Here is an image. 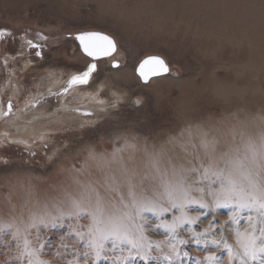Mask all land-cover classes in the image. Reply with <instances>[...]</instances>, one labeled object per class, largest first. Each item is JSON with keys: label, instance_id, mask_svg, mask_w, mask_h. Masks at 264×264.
Instances as JSON below:
<instances>
[{"label": "rangeland", "instance_id": "obj_1", "mask_svg": "<svg viewBox=\"0 0 264 264\" xmlns=\"http://www.w3.org/2000/svg\"><path fill=\"white\" fill-rule=\"evenodd\" d=\"M135 1L0 0V30L4 32L0 36V225L6 229L0 232V264H20L17 244L22 246V240H13L17 230L41 248L40 258L47 264H84L86 243L77 233L85 232L91 223L89 194H93V202L98 192L106 201L118 204L120 195L127 199L131 183L137 193L156 199L152 190L160 173L155 163L161 171L170 164L199 167L205 152L202 139L210 142L209 151L215 142L218 154L234 143L233 134L235 143L241 141V133L243 139L257 143L264 134V64L249 65L247 56L227 43L212 44L208 49L207 43L196 42L195 28L204 23L201 17L179 30L183 23L178 17L153 20L146 9H140L143 6L135 7ZM132 8L138 11H130ZM90 31L112 37L114 54L97 60L84 55L75 35ZM147 55L163 57L169 73L141 82L135 67ZM105 60L117 64L110 66ZM27 61L31 66L24 65ZM90 65L95 70L86 84L88 89L105 77L116 81L115 70L125 71L130 75L124 76L129 99L102 115L85 105L78 117L82 124L65 122L28 142L4 134L8 120L19 110L42 104L53 112L61 100L67 105H83L80 93L73 92L77 85L67 92L63 89ZM213 75L217 82H208ZM60 78L65 80L62 91L49 92L48 87ZM153 80L179 84L165 82L154 89L150 87ZM224 80L236 85L246 82L248 87L242 93L215 90ZM94 96L98 100L99 95ZM72 201L81 204L78 214ZM206 202L209 206L203 208L189 205L186 214L199 220L185 222L174 232L165 225L180 215L179 210L156 208L142 213L147 239L164 242L159 252H149L147 264H206L204 257L209 255L219 258L213 264H228L223 245L218 249L211 241L223 238L235 246L233 228L243 227L244 220L229 224L231 206L212 208L211 200ZM158 203L169 207L163 200ZM58 208L72 214L60 217L53 226L46 213L58 215ZM34 216H44L45 224L28 227ZM202 231L208 234L194 242ZM173 245L177 254L165 261L163 255H170ZM109 247L106 243L96 264H112L117 256L124 264H145L130 256L126 245L111 252ZM87 260L91 264L90 256Z\"/></svg>", "mask_w": 264, "mask_h": 264}, {"label": "snow or ice", "instance_id": "obj_2", "mask_svg": "<svg viewBox=\"0 0 264 264\" xmlns=\"http://www.w3.org/2000/svg\"><path fill=\"white\" fill-rule=\"evenodd\" d=\"M4 35L0 30V36ZM83 50L89 56L108 55L115 50L114 41L107 35L100 33H85L76 37ZM29 44L32 47L37 45ZM36 55H40L39 52ZM145 64H152V75L163 74L169 71L164 60L158 57H151L141 64V76L147 79L143 72ZM95 70V65H90L88 71L73 76L68 81V87L63 91L67 92L74 85L86 84L90 74ZM9 111L11 105L9 104ZM8 113H5L7 115ZM206 135V134H205ZM235 143L236 135L233 134V144L228 145L217 154L215 142H212L209 151V141L201 140V147L205 149L204 159L200 161L199 167H176L169 165L162 171L158 163L153 166L160 173L157 177L158 184L153 188L152 197L137 193L136 186L129 183L127 199L119 196V203L106 201L98 192L89 194L91 207V223L85 232H78L81 241H85L87 251L83 253L86 258L84 264H88L87 258L91 257V264H96L106 251V243L111 247L107 251L116 249L123 250L121 246L126 245L130 256L138 257L147 261L149 252L160 251L163 241L153 242L145 235L144 224L141 222L142 213L155 211L160 208L162 211L169 209L179 210L180 215L173 218V222L165 225L174 232L185 222L196 223L199 217H189L186 209L191 204H198L200 207H208L207 200H211V207L218 208L231 206L233 211L229 214L227 223L239 225L244 220L243 227H234L235 246L230 245L223 238L213 240L211 244L216 248L223 245L227 253L228 264H264V134L261 135L259 143L251 138L243 139ZM206 161V162H205ZM115 191V189H114ZM193 193H199L194 196ZM163 200L169 206L163 207L158 201ZM72 208L79 213L81 204L79 201H72ZM58 215L46 213L49 222L55 226V222L64 215H71V212H64L56 209ZM37 223L45 224L44 216H34L28 227H36ZM0 225V232L5 231ZM27 232V229H25ZM207 231H202L200 236L193 238L198 242L201 236H206ZM14 241L18 243L20 264H47L40 258L41 248L35 247L27 235L21 237L19 230L13 234ZM181 243L186 241L181 240ZM170 255H163L165 261H172L177 254L175 246L170 247ZM107 258V257H105ZM216 255L204 257L206 264H213L218 261ZM69 264H72L70 261ZM79 264V262H77ZM112 264H124L120 256L112 260Z\"/></svg>", "mask_w": 264, "mask_h": 264}, {"label": "bare ground", "instance_id": "obj_3", "mask_svg": "<svg viewBox=\"0 0 264 264\" xmlns=\"http://www.w3.org/2000/svg\"><path fill=\"white\" fill-rule=\"evenodd\" d=\"M134 5H136L135 7L143 6L140 9H146V11L150 13V18L156 21L164 19L170 20L173 16L178 17L183 23L182 26L179 24V30L187 28L190 26V21L193 23L198 17H201L204 23L201 26H197L198 28H195L196 42L202 44L207 43L208 49L212 47V44L227 43L232 47L239 48V50H241L240 52H242L244 56H247L249 65L252 63L264 64V0H136ZM130 11H138V8H135V10L132 8ZM233 31H236V34H232ZM208 37H214L216 39L208 41L206 40ZM208 42H210V44ZM238 55H241V53ZM236 58L238 59V56ZM105 61L108 62L110 66L112 65V60ZM24 65L29 67L31 66V62L27 61ZM114 74L116 79H119L118 81H115L113 78L105 77L104 80L96 86L92 85L93 87L91 89L86 87L87 83L75 86L73 92L80 93V97L83 98L85 102L83 105H67L64 100H61L55 105L53 112L47 109L48 106H43L42 104H36L32 109L17 111L8 120L4 134L7 133L11 139L22 138L28 142V139L32 137L35 138L37 135H42L45 130L56 128V126L62 125L65 122H69L72 125L82 124L83 120H79L78 117L82 116L84 110L83 106L85 105L92 107L98 114L101 113L100 115L109 113L111 109H114L116 106L119 107L122 102L129 99V97L126 96V94L129 93L126 88L128 83L124 76L129 77L130 75L125 73V71L119 70H115ZM151 78L153 79L154 77ZM207 80L211 83L217 82L214 79V75L207 78ZM64 81L62 79L55 81L48 87L50 90L49 92H54V94L61 92ZM165 82L173 83L174 85L179 84V81L176 82L174 80H172V82L169 80H153L150 87L155 89ZM218 85H220V87L215 90L239 91L240 93L245 91L248 87L246 82L236 85L234 81L225 80L223 83H218ZM180 90L184 91V89ZM96 94L99 95L98 100H96L94 96ZM228 97L229 95L226 96L227 99ZM1 111L2 108L0 105V112Z\"/></svg>", "mask_w": 264, "mask_h": 264}, {"label": "water", "instance_id": "obj_4", "mask_svg": "<svg viewBox=\"0 0 264 264\" xmlns=\"http://www.w3.org/2000/svg\"><path fill=\"white\" fill-rule=\"evenodd\" d=\"M85 33H100V34H102V35H107V34H105V33H103V32H99V31H90V32H82V33H78V34L75 35V38H76L78 35L85 34ZM107 36H109V35H107ZM109 37H110V36H109ZM110 38L114 41V39H113L112 37H110ZM76 41H77L78 44H79V47H80L81 52H82L84 55L90 57V58L93 59V60L102 59V58H108L109 56L113 55L114 52L116 51V43H115V41H114V43H115V50H114V51H112V52H111L110 54H108V55H97V56L93 57V56H89V55L83 50V48L81 47L80 41H79L77 38H76ZM151 57H158V58L164 60V58L161 57V56H159V55H147V56L143 57V58L138 62L137 66H136V68H135V73H136V75H138V77L140 78L141 82H146V81H148L151 77H155V76H159V75H165V74H168V73H169V71H168L167 73L157 74V75H152L151 73H152L153 68H154L155 66L152 65V64H145L144 67H143V72H144L145 76H147V79L145 80V78L142 77L141 74H140V72H141V67H140V66H141V64H142L145 60H148V59L151 58ZM164 62H165V64L167 65V63H166L165 60H164ZM112 64H113V65H116L117 63L114 61V62H112ZM167 66H168V65H167ZM168 69H169V67H168Z\"/></svg>", "mask_w": 264, "mask_h": 264}]
</instances>
